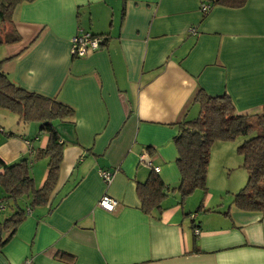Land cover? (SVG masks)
Wrapping results in <instances>:
<instances>
[{
    "label": "crops",
    "instance_id": "1",
    "mask_svg": "<svg viewBox=\"0 0 264 264\" xmlns=\"http://www.w3.org/2000/svg\"><path fill=\"white\" fill-rule=\"evenodd\" d=\"M205 5L212 0H35L17 8L22 39L0 46L2 71L75 116L56 123L64 149L48 204L29 211L0 264H264V214L232 205L244 186L228 188L224 178L216 195L208 178L206 192L184 203L172 192L152 215L137 195L152 168L168 187L180 184L174 139L181 122L199 116L200 91L227 95L241 114H264V0L207 13ZM79 29L108 40L74 57ZM7 116V164L46 147L38 123ZM100 170L114 173L110 185ZM31 175L41 189L48 159L31 162ZM105 194L118 201L115 211L99 207Z\"/></svg>",
    "mask_w": 264,
    "mask_h": 264
},
{
    "label": "trees",
    "instance_id": "2",
    "mask_svg": "<svg viewBox=\"0 0 264 264\" xmlns=\"http://www.w3.org/2000/svg\"><path fill=\"white\" fill-rule=\"evenodd\" d=\"M34 1L0 0V46L21 41L22 37L14 25V16L21 4ZM247 1L212 0V5L242 8ZM103 37L105 39L102 46L108 40L107 36ZM2 62L1 60L0 110L16 115L20 123H38L40 132L48 137V143L33 156L14 164H7L0 157V187L4 192V197L0 200V252L15 236L29 211L48 204L59 180L64 149L56 123L72 120L75 116L72 107L56 98L27 91L15 84L2 71ZM196 102L200 105L199 116L181 122L174 139L178 151L180 184L178 187H168L152 168L146 182L137 184L142 211L152 215L154 210H161L163 202L172 192L178 193L182 203L197 190L206 192L213 146L244 137V142L237 150L243 158L242 168L248 173V180L234 194L232 205L241 212L264 214V114L239 113L227 95L213 97L200 91ZM44 158L48 159V175L42 188L37 189L31 175V162ZM22 198L29 199L26 206L19 204Z\"/></svg>",
    "mask_w": 264,
    "mask_h": 264
},
{
    "label": "rangeland",
    "instance_id": "3",
    "mask_svg": "<svg viewBox=\"0 0 264 264\" xmlns=\"http://www.w3.org/2000/svg\"><path fill=\"white\" fill-rule=\"evenodd\" d=\"M5 115H8L7 117H13L12 113L0 110V125H2L3 123L6 125L11 123L7 118H5ZM244 140V137H240L232 142H219L225 143L224 145H217L216 143L213 146L211 152L210 167L208 170V178L211 183H214L215 187L212 189H216V195H218V190L222 191L221 186L224 178L225 182L228 184V188H230L229 186L233 185L235 186V188H238L237 190L241 189L247 183L248 174L244 168L239 167V164H243V158L238 154L237 150L238 146L241 145ZM220 177L222 178V181H220ZM208 185L209 183L207 179V186ZM225 195L229 194L225 193Z\"/></svg>",
    "mask_w": 264,
    "mask_h": 264
},
{
    "label": "built area",
    "instance_id": "4",
    "mask_svg": "<svg viewBox=\"0 0 264 264\" xmlns=\"http://www.w3.org/2000/svg\"><path fill=\"white\" fill-rule=\"evenodd\" d=\"M210 7L209 5H205L202 7V11L204 13L209 12ZM105 37L103 36H96L90 32L84 31L79 29L77 34L72 39V54L74 57H84L90 52L97 51L102 47V43ZM149 152H144L141 156L142 161H147L148 164L151 165L150 161L148 160ZM155 170H158L154 168ZM100 178L104 181L106 185H110L114 179V173L108 170H100L99 171ZM118 206V201L114 198L105 194L99 201V207L107 212L115 211L116 207Z\"/></svg>",
    "mask_w": 264,
    "mask_h": 264
}]
</instances>
